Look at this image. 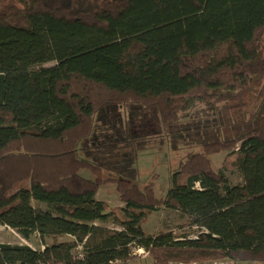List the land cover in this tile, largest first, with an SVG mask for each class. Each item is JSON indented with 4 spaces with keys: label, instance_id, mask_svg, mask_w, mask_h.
<instances>
[{
    "label": "trees",
    "instance_id": "1",
    "mask_svg": "<svg viewBox=\"0 0 264 264\" xmlns=\"http://www.w3.org/2000/svg\"><path fill=\"white\" fill-rule=\"evenodd\" d=\"M155 145L195 150L164 198ZM160 210L196 237L147 233ZM0 226L43 247L0 264H264V0H0Z\"/></svg>",
    "mask_w": 264,
    "mask_h": 264
},
{
    "label": "rangeland",
    "instance_id": "2",
    "mask_svg": "<svg viewBox=\"0 0 264 264\" xmlns=\"http://www.w3.org/2000/svg\"><path fill=\"white\" fill-rule=\"evenodd\" d=\"M4 56L8 57L10 52L9 50L4 51ZM240 116L238 114L236 117ZM148 128L144 134L153 135L151 138H154V134L158 133L159 127H155L156 132ZM151 130V132H149ZM139 129H137L134 134L140 135ZM150 138V139H151ZM192 152H195L194 148H179L178 150H172L168 146H164L160 149L159 145L150 146L146 151L140 152L136 160V170L138 172V178L136 185L142 190L145 186L153 183L154 191L157 198L166 197L168 191L171 189L172 185V174L179 170L180 164L184 162L188 155ZM227 154H221L213 157V162L215 169L220 171L222 168V163ZM80 157H83V154L80 153ZM80 176L87 180H95V175L89 170L84 169L80 172ZM225 176L231 181L233 185H241L242 178L239 173L235 175H230L225 173ZM184 179L179 178V183H183ZM97 198L100 201L105 202L111 209H119L117 207H122L123 203L120 201L119 194L115 183H109L104 186H101ZM173 230L175 234L181 235L184 233H190L191 238H195L196 235L193 233L195 229H190L188 227L187 221L181 219L180 216L175 212H168L165 210H160L155 212L149 219L148 223L144 226V230L152 235L157 234L161 231ZM37 239H33L31 244H28L37 251H40L41 245ZM0 244H9V245H19L26 244L25 241L12 229L7 227L0 226ZM137 259L133 261V264H145L139 260V258H148L147 254L143 250H137ZM210 262V263H218Z\"/></svg>",
    "mask_w": 264,
    "mask_h": 264
},
{
    "label": "crops",
    "instance_id": "3",
    "mask_svg": "<svg viewBox=\"0 0 264 264\" xmlns=\"http://www.w3.org/2000/svg\"><path fill=\"white\" fill-rule=\"evenodd\" d=\"M97 200H98V198H97ZM100 201V200H99ZM103 202V201H102ZM124 207V204L122 205V207H117V208H119V209H121V208H123ZM22 239V238H21ZM23 240V239H22ZM23 241H25V240H23ZM36 241H38V240H36ZM26 242V241H25ZM39 242V241H38ZM30 244H31V242H29ZM40 243V242H39ZM19 245H28V246H30L29 244H28V242H26V244H19ZM31 247V246H30ZM41 250H43V247L41 246ZM137 260H138V258H137ZM139 260H141L142 262H145V264H153V262L149 259V258H139ZM135 261V260H134ZM134 262H132L131 264H133ZM204 264H253V263H236V262H231V261H220V262H218V263H204Z\"/></svg>",
    "mask_w": 264,
    "mask_h": 264
}]
</instances>
